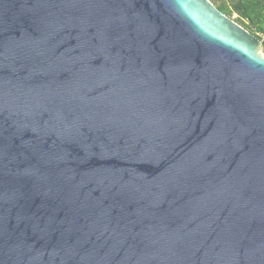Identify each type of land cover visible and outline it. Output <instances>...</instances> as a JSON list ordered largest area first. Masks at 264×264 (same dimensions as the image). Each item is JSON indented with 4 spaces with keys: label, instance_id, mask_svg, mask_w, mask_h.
<instances>
[{
    "label": "water",
    "instance_id": "95a60500",
    "mask_svg": "<svg viewBox=\"0 0 264 264\" xmlns=\"http://www.w3.org/2000/svg\"><path fill=\"white\" fill-rule=\"evenodd\" d=\"M0 264H264L262 40L211 0H0Z\"/></svg>",
    "mask_w": 264,
    "mask_h": 264
},
{
    "label": "trees",
    "instance_id": "16d2710c",
    "mask_svg": "<svg viewBox=\"0 0 264 264\" xmlns=\"http://www.w3.org/2000/svg\"><path fill=\"white\" fill-rule=\"evenodd\" d=\"M225 14L234 18L260 39L264 32V0H211ZM264 51V40H262Z\"/></svg>",
    "mask_w": 264,
    "mask_h": 264
},
{
    "label": "built area",
    "instance_id": "2783aa9c",
    "mask_svg": "<svg viewBox=\"0 0 264 264\" xmlns=\"http://www.w3.org/2000/svg\"><path fill=\"white\" fill-rule=\"evenodd\" d=\"M261 37H262V39H261V40H264V32H263V33H261Z\"/></svg>",
    "mask_w": 264,
    "mask_h": 264
}]
</instances>
